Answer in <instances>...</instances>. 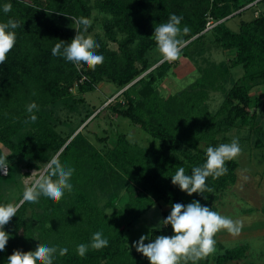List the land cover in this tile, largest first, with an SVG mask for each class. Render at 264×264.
<instances>
[{
  "label": "trees",
  "instance_id": "16d2710c",
  "mask_svg": "<svg viewBox=\"0 0 264 264\" xmlns=\"http://www.w3.org/2000/svg\"><path fill=\"white\" fill-rule=\"evenodd\" d=\"M5 4L12 6L7 14ZM247 9L251 17L240 20L236 30L225 25L228 18ZM171 14L182 16L180 27L189 28L182 34L187 43L181 57L193 64L194 78L180 90L163 95L159 86L177 61L156 64L157 59H150L155 47L151 37ZM81 17L92 21L85 36L93 33V23L99 21L100 34L91 37L104 61L94 71L52 55L56 43H70L77 32H83L75 23ZM9 19L18 21L19 27L14 30L15 46L0 64V147L7 151L3 154L0 148V156L13 162L8 163L7 175H0V186L14 179L21 159L27 169L38 170L57 157L74 173L72 192L66 191L59 202L41 196L37 203L20 204L3 229L9 240L0 252V264H7L14 250L35 251L38 244L68 249L64 256L57 252L53 264H149L142 254L127 248L123 230L155 203L165 207L161 220L176 203L198 201L213 211L218 195L234 184L237 163L227 161L225 175L207 178L211 193L192 196L171 183L178 167L191 175L194 167L205 162L206 149L233 128H245L253 134V148L264 149V127L255 111L262 99L249 93L253 87L264 86V0H0V23ZM207 22L213 24L208 29ZM207 37L228 55L227 63L204 57ZM237 66L241 74L233 79L230 70ZM101 82L115 89L103 109L152 138L150 145L140 146L120 133L110 140L98 138L101 147L97 149L80 130L76 132L92 120L88 118L94 111L92 106L82 109L80 95ZM210 93L221 95L214 111L207 105ZM33 102L38 106L32 113L37 120L25 123L29 120L26 106ZM77 105L82 109L76 111L78 116L82 113L77 124L67 132L57 131L56 109L74 111ZM123 196L124 202L117 203ZM0 205L4 204L0 201ZM97 231L108 246L89 247L80 257L77 246L90 244ZM171 234L170 226H162L149 231V240ZM246 250L245 245L218 247L212 264L242 259ZM208 261L207 256L199 263Z\"/></svg>",
  "mask_w": 264,
  "mask_h": 264
},
{
  "label": "clouds",
  "instance_id": "9594fccd",
  "mask_svg": "<svg viewBox=\"0 0 264 264\" xmlns=\"http://www.w3.org/2000/svg\"><path fill=\"white\" fill-rule=\"evenodd\" d=\"M11 7V4H5L3 12L7 14L11 11ZM182 19V16L171 14L167 22L160 23L154 28L151 38L155 47L152 49V54L156 56L158 64L172 63L180 59L187 43L182 38V34L189 32L187 26L180 27ZM75 23L82 26L83 32H77L70 43L65 44L63 41L56 43L52 48V55L60 56L77 67H86L94 71L103 63L104 57L96 52L99 44L91 36L83 34L87 32L92 21L81 17L76 19ZM18 27L19 22L13 19L0 23V64L6 61L8 53L15 46L14 30ZM34 110L38 111L35 102L26 106L29 120L25 123H34L37 120V116L32 114ZM240 154L241 147L237 139L217 147L209 146L206 149L205 162L201 166L194 167L191 175L185 174L184 167H178L171 177V183L188 196L194 193L202 194L205 191L211 193L212 188L206 186L207 178L212 177L215 180L225 175L228 171L225 167L226 162L236 159ZM7 170L8 162L5 157L0 156V172L7 175ZM73 173V168L65 167L57 157H53L45 164L44 171L24 188L19 204L0 205V252L6 249L9 240V234L3 229L16 216L20 204L37 203L41 196L49 201L59 202L66 191L71 193L73 190V185L70 183ZM160 224L170 226L172 234L159 235L149 243H145L148 237L141 236L139 241L132 245L149 264H197L216 251L214 237L218 232L227 230L234 236L240 232L239 221L222 216L211 208L202 206L198 201L187 205L181 203L172 205L170 214ZM108 243L103 233L97 231L92 235L90 244L78 245L76 252L83 257L89 247L93 250H101L107 247ZM57 252L60 256H64L68 249L38 244L35 251L14 250L8 256L7 264H53Z\"/></svg>",
  "mask_w": 264,
  "mask_h": 264
},
{
  "label": "rangeland",
  "instance_id": "374dc122",
  "mask_svg": "<svg viewBox=\"0 0 264 264\" xmlns=\"http://www.w3.org/2000/svg\"><path fill=\"white\" fill-rule=\"evenodd\" d=\"M250 9L234 15L225 21V25L231 29L236 30L237 24L240 20H247L251 17ZM93 33L100 34L99 21L93 23ZM92 33V34H93ZM91 34V35H92ZM90 35V36H91ZM210 37H207L203 42L205 54L204 57L214 63L224 61L227 63L226 54L219 49H216L212 43H210ZM113 48V45H109ZM156 59V56L150 54V59ZM158 64V63H156ZM155 64V65H156ZM154 65V66H155ZM153 66V67H154ZM193 64L186 58L180 57L177 60L176 66L172 69V72L168 74L159 86V90L163 95L174 93L181 88L185 87L188 82L193 80L194 71ZM173 74V75H172ZM190 74V75H189ZM241 74L239 66L230 70L231 78L236 79ZM114 87L111 84L101 82L97 85L96 89L90 92H86L80 95L83 99L82 109L92 106L94 108L93 113L88 118V121L92 119L88 124L82 128L85 124H81L77 131H81L83 136L93 144L97 149L101 147V144L97 141L98 138L107 137L108 140L114 137L116 134H123L128 141L136 142L140 146H148L153 142V139L138 129L136 126L129 124L128 120L115 117L113 114L103 109L106 98L113 94ZM74 97L78 98L74 90H71ZM251 95L262 99V103L256 111L259 124L264 127V86L253 87L250 92ZM115 96V95H114ZM105 100V101H104ZM104 101V103H102ZM221 101V95L218 93H210L208 98V109L214 111ZM78 106V105H77ZM84 106V108H83ZM81 107H77L76 110L70 111L63 107L56 109V116L60 121V124L56 127L57 131L66 132L69 131V127H73L77 124L82 113L78 116L76 111L82 110ZM98 113V114H97ZM97 114L95 118L94 115ZM82 128V129H81ZM223 139L219 137L218 141L212 147H217L223 143H230L233 139H237L241 147V154L234 159L237 163L235 169V182L233 185L225 189L218 198L212 203L213 211L218 212L222 216L229 217L234 221L240 222V232L238 235H232L227 230H221L215 236L216 253L218 247L232 248L238 245L247 246L245 256L242 259L229 261L226 264H264V149H254L253 134L247 133L245 128L231 129L228 133L223 135ZM199 147H202L199 144ZM3 154H7V151L0 147ZM13 162V161H11ZM8 162V163H11ZM26 161L21 159L16 165V171L14 173V179L9 183H3L0 186V201L1 203L16 204V201L20 195V192L24 190L26 186L44 171V166H39L38 170L27 169L25 167ZM124 196L117 203H123ZM101 205L103 201H100ZM165 207L162 203L153 204L143 215L135 220L130 227L123 230V236L127 241V248L129 250H136L132 245L139 241L141 236H146L148 239L145 243H149V231L154 229L158 230L162 226L160 224L161 211ZM249 209L250 212H244ZM107 213L108 209L105 210ZM211 255H209L208 264H212ZM197 264H200L199 261Z\"/></svg>",
  "mask_w": 264,
  "mask_h": 264
},
{
  "label": "built area",
  "instance_id": "2783aa9c",
  "mask_svg": "<svg viewBox=\"0 0 264 264\" xmlns=\"http://www.w3.org/2000/svg\"><path fill=\"white\" fill-rule=\"evenodd\" d=\"M213 24H210V22L206 23V29L210 28ZM1 176H5V174H3L2 172H0Z\"/></svg>",
  "mask_w": 264,
  "mask_h": 264
}]
</instances>
